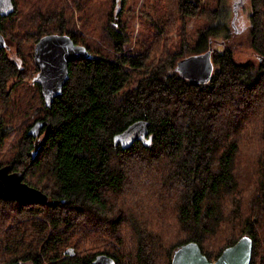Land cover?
<instances>
[{
    "label": "trees",
    "instance_id": "16d2710c",
    "mask_svg": "<svg viewBox=\"0 0 264 264\" xmlns=\"http://www.w3.org/2000/svg\"><path fill=\"white\" fill-rule=\"evenodd\" d=\"M126 1L7 0L0 11V166L48 197L0 198V264H171L190 241L214 261L243 235L250 264H264V0H247L258 63L234 58L224 0H144L158 20L138 48ZM223 29L232 42L210 52L209 80L180 75L177 61ZM54 33L88 54L70 60L47 107L34 48ZM129 196L142 215L120 205Z\"/></svg>",
    "mask_w": 264,
    "mask_h": 264
},
{
    "label": "water",
    "instance_id": "95a60500",
    "mask_svg": "<svg viewBox=\"0 0 264 264\" xmlns=\"http://www.w3.org/2000/svg\"><path fill=\"white\" fill-rule=\"evenodd\" d=\"M5 45L0 35V47ZM85 46L76 44L66 34H49L39 39L34 48V61L39 67L41 94L45 106L50 107L54 97L61 94L69 73L70 60L86 56ZM213 64L210 52L189 55L177 61L180 75L195 82L208 81ZM144 122L135 125V134H144ZM0 198L18 202H47V195L23 181L22 173L12 170L10 164L0 166ZM252 240L243 235L234 244L225 247L214 261L202 254L199 245L190 241L176 248L171 264H250ZM92 264H114L107 255H98Z\"/></svg>",
    "mask_w": 264,
    "mask_h": 264
},
{
    "label": "rangeland",
    "instance_id": "374dc122",
    "mask_svg": "<svg viewBox=\"0 0 264 264\" xmlns=\"http://www.w3.org/2000/svg\"><path fill=\"white\" fill-rule=\"evenodd\" d=\"M7 0H3V9L7 7ZM124 13L122 17L124 19L129 18L130 24V36H131V45L138 48V44H141L144 39V35L142 33V29L147 27L149 22L155 23V20L158 18L152 14V12L148 11L144 6V0H127L124 6ZM249 13H250V5L247 0H224V9L222 11L223 18L220 19V22L230 29L232 33V41L235 40L240 47L234 50V58L243 62L246 60H250L253 63H258L260 61V55H258L253 48L248 45L247 39L248 35V27H249ZM194 26L193 20L189 21L186 25L189 33L191 32V28ZM170 36L176 38V33H172ZM226 32L225 30H219L216 34L212 36L210 39L211 45L209 46L208 51L214 50H222L226 47V45L231 44V40H226ZM139 39V40H138ZM138 40V42H137ZM190 43V42H189ZM12 57L13 51L10 53ZM215 66L213 65L212 72ZM14 136H11L9 140L6 142L3 152H6L13 141ZM142 176V173L139 172L135 179H139ZM135 188L133 189L131 194L136 193ZM130 194V195H131ZM130 200L132 202H130ZM130 203H134L133 212L136 211L140 215H142V210L144 209V203L138 204L137 200L129 197H124L120 200V205H124L127 208H132ZM132 205V204H131ZM149 213V212H148ZM29 264V263H25Z\"/></svg>",
    "mask_w": 264,
    "mask_h": 264
},
{
    "label": "flooded vegetation",
    "instance_id": "af4514ba",
    "mask_svg": "<svg viewBox=\"0 0 264 264\" xmlns=\"http://www.w3.org/2000/svg\"><path fill=\"white\" fill-rule=\"evenodd\" d=\"M3 9V0H0V11Z\"/></svg>",
    "mask_w": 264,
    "mask_h": 264
}]
</instances>
